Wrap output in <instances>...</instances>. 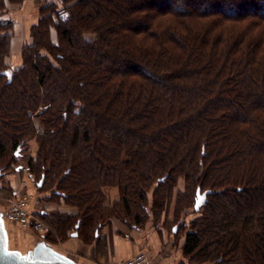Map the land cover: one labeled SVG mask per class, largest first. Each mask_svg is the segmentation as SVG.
I'll use <instances>...</instances> for the list:
<instances>
[{
    "label": "trees",
    "instance_id": "obj_1",
    "mask_svg": "<svg viewBox=\"0 0 264 264\" xmlns=\"http://www.w3.org/2000/svg\"><path fill=\"white\" fill-rule=\"evenodd\" d=\"M24 1L0 0V163L37 140L30 176L75 210L39 212L48 241L174 210L191 264H264V0L39 1L13 72Z\"/></svg>",
    "mask_w": 264,
    "mask_h": 264
},
{
    "label": "crops",
    "instance_id": "obj_2",
    "mask_svg": "<svg viewBox=\"0 0 264 264\" xmlns=\"http://www.w3.org/2000/svg\"><path fill=\"white\" fill-rule=\"evenodd\" d=\"M39 1L58 0H25L12 12L14 18L9 16L17 27L23 25L25 37L31 36L32 27L39 21ZM16 50H19L18 47ZM15 183V180L11 183L13 188ZM28 185H33V178L30 175ZM5 209L6 207L0 210V217L5 232L6 248L23 259L36 261L39 254L46 253L50 255V259L59 261L60 264H117L143 252L151 264H191L183 252L185 236L177 235L175 231L167 229L164 223L155 224L151 219L143 226L131 229L125 228L126 224L123 222L117 225L111 222L112 227L105 224L99 235H95L96 238L90 243H85L83 239L74 237L73 234L64 241L51 243L46 236L36 234L31 227L25 228L6 220L3 215ZM32 209L35 208L30 205L31 212ZM60 211L74 213L75 210L65 207Z\"/></svg>",
    "mask_w": 264,
    "mask_h": 264
},
{
    "label": "rangeland",
    "instance_id": "obj_3",
    "mask_svg": "<svg viewBox=\"0 0 264 264\" xmlns=\"http://www.w3.org/2000/svg\"><path fill=\"white\" fill-rule=\"evenodd\" d=\"M39 5V3H38ZM17 8H19V6H11L8 8L7 11L3 12V20H11L12 21V26L11 28L7 31L8 34H12V44H11V54L10 56L7 58L6 63L7 66L9 67L8 69L12 70L13 72L20 70L23 66H24V59H23V49L25 48V45L29 42H31V36H23L24 35V27L23 25L20 26H16L14 20H12L9 16L13 17V11L16 10ZM14 18V17H13ZM5 21V22H6ZM33 28V27H32ZM32 31V29H31ZM30 31V32H31ZM51 39L53 42H57L58 41V35L57 32L55 30H52L51 32ZM87 39L89 40H93L94 36L88 35ZM18 47V51L16 50ZM38 113V112H37ZM35 113V115L37 114ZM37 122V128L39 127L38 121ZM41 130L38 129L37 133L40 134ZM38 148L39 145L37 143V140H31L28 145L24 148H20L18 151H16V153L14 154V162L13 164L11 163L10 166H5V164L3 161H1L0 163V210L2 211L5 207L7 209V204H8V200L11 199L13 197V192L14 190L17 188H20V186L23 184L24 181H26L27 185L24 188L25 192H29L30 194L33 195V199L31 202V205L35 208L32 213L35 215V220L40 219L42 221V223L44 224V226L47 228V231H44L42 233L36 231L34 228H31L36 234L40 235V236H48L50 233L52 232L50 226H48L46 220L42 219V217L40 218L38 216V214H40L39 212L48 209H59L61 210L63 208V210L65 209V207H69L68 205H66L65 201L63 199H58L55 198L54 202H49L48 197L50 196V194L54 191L52 190H48V191H43L41 188L38 187V184L40 183L39 179L37 176H34L33 178V185L29 186V172H26L24 169L28 166H30V162L32 160H35L37 157V152H38ZM3 168V169H1ZM14 176V178H13ZM13 180V181H12ZM15 180V185L14 188L12 186L11 183H14ZM179 188L180 189H184L185 188V182L184 180H180L179 182ZM106 194H107V201L110 205H114L116 201H118L120 199V194L118 192L117 188H108L106 190ZM150 198L152 200V193H150ZM60 206V207H59ZM71 208V207H69ZM5 209V210H6ZM73 209V208H71ZM74 210V209H73ZM50 210H48L49 212ZM189 214L187 215H183L179 218L181 223L184 224H189L196 216L194 214V210L189 209ZM153 216L151 215V220H153L152 218ZM169 222L170 224H166V228L171 230V223L174 222V220L176 219V216L174 214V210L170 212L169 215ZM177 221V220H176ZM116 225L120 222H123L126 224V227L121 225L122 227H125L127 229H131V228H139L141 226H143L145 223L143 224H137L134 221H130V222H125L122 221L121 219H113V221ZM153 222H155V224H161V223H166L167 222V218L166 215L163 213L162 215V219L159 221H156L155 219L153 220ZM47 223V224H46ZM108 224V223H106ZM110 226H113V223L110 224ZM119 226V225H118ZM100 232V229L97 230V233ZM181 235H184V233H182ZM48 240V239H47ZM61 241V240H60ZM60 241L56 242L59 243Z\"/></svg>",
    "mask_w": 264,
    "mask_h": 264
},
{
    "label": "built area",
    "instance_id": "obj_4",
    "mask_svg": "<svg viewBox=\"0 0 264 264\" xmlns=\"http://www.w3.org/2000/svg\"><path fill=\"white\" fill-rule=\"evenodd\" d=\"M24 170L29 173L31 172L30 166L26 167ZM26 185L27 183L24 181L20 188L14 190L13 197L8 200V207L3 215L6 220L12 223L21 225L25 228H34L36 231L42 233L47 231V228L40 219L35 220V215L30 211L33 195L24 191ZM117 264H151V262L145 253L139 252L132 258L123 260Z\"/></svg>",
    "mask_w": 264,
    "mask_h": 264
},
{
    "label": "water",
    "instance_id": "obj_5",
    "mask_svg": "<svg viewBox=\"0 0 264 264\" xmlns=\"http://www.w3.org/2000/svg\"><path fill=\"white\" fill-rule=\"evenodd\" d=\"M43 181L38 184V187L41 188ZM210 194V191L201 193L198 191L197 193V201L195 204V211H199L202 206L206 203L207 197ZM74 237H77V234H73ZM46 253L43 255H38L36 261H31L27 259H23L19 257L15 253H11L6 248V238L5 232L3 228V222L0 217V264H60L59 261L52 260Z\"/></svg>",
    "mask_w": 264,
    "mask_h": 264
}]
</instances>
